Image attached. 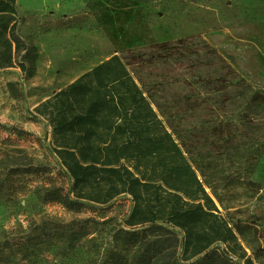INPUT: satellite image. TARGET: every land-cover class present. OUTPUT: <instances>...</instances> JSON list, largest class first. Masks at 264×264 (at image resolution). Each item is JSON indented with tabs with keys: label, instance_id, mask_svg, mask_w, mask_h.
<instances>
[{
	"label": "rangeland",
	"instance_id": "1",
	"mask_svg": "<svg viewBox=\"0 0 264 264\" xmlns=\"http://www.w3.org/2000/svg\"><path fill=\"white\" fill-rule=\"evenodd\" d=\"M15 12L23 46L0 69V264H102L118 248L130 196L73 214L42 201L46 174L4 183L37 165L68 188L35 108L113 55L179 150L176 185L209 195L264 264V0H17ZM188 37L209 44L193 63L147 60V46Z\"/></svg>",
	"mask_w": 264,
	"mask_h": 264
},
{
	"label": "trees",
	"instance_id": "2",
	"mask_svg": "<svg viewBox=\"0 0 264 264\" xmlns=\"http://www.w3.org/2000/svg\"><path fill=\"white\" fill-rule=\"evenodd\" d=\"M16 2L0 0V69L12 67L23 46L14 35ZM146 50L149 62L193 63L209 44L188 37ZM145 55L132 58L140 62ZM35 112L49 122L52 151L71 183L66 188L37 165L10 167L4 183L21 174H46L42 201L73 214L84 204L130 196L131 212L114 237L118 248L102 264H254L236 237L238 228L223 220L211 197L198 186L176 185L179 150L121 58L113 55L96 65ZM89 219L86 223L94 222Z\"/></svg>",
	"mask_w": 264,
	"mask_h": 264
}]
</instances>
